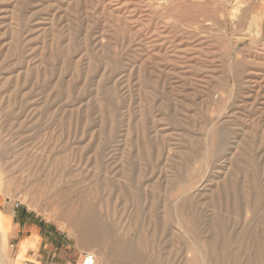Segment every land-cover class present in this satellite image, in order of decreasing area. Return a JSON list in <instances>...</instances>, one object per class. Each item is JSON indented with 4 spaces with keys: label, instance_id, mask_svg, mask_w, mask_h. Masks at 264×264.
I'll use <instances>...</instances> for the list:
<instances>
[{
    "label": "rangeland",
    "instance_id": "obj_1",
    "mask_svg": "<svg viewBox=\"0 0 264 264\" xmlns=\"http://www.w3.org/2000/svg\"><path fill=\"white\" fill-rule=\"evenodd\" d=\"M6 202L72 264H264V0H0Z\"/></svg>",
    "mask_w": 264,
    "mask_h": 264
},
{
    "label": "crops",
    "instance_id": "obj_2",
    "mask_svg": "<svg viewBox=\"0 0 264 264\" xmlns=\"http://www.w3.org/2000/svg\"><path fill=\"white\" fill-rule=\"evenodd\" d=\"M1 217L6 219L7 252L0 253V264H72L68 262V247L63 244L62 234L28 208L9 202L0 205ZM1 222V231L3 221ZM82 255L74 264H79ZM2 260V261H1Z\"/></svg>",
    "mask_w": 264,
    "mask_h": 264
},
{
    "label": "built area",
    "instance_id": "obj_3",
    "mask_svg": "<svg viewBox=\"0 0 264 264\" xmlns=\"http://www.w3.org/2000/svg\"><path fill=\"white\" fill-rule=\"evenodd\" d=\"M18 206V204H17ZM80 264H96V257L92 253H84Z\"/></svg>",
    "mask_w": 264,
    "mask_h": 264
},
{
    "label": "bare ground",
    "instance_id": "obj_4",
    "mask_svg": "<svg viewBox=\"0 0 264 264\" xmlns=\"http://www.w3.org/2000/svg\"><path fill=\"white\" fill-rule=\"evenodd\" d=\"M1 228H2V227H1V222H0V233H2ZM92 254L95 255V253H93V252H92ZM95 256H96V255H95ZM109 257H111V256L109 255Z\"/></svg>",
    "mask_w": 264,
    "mask_h": 264
}]
</instances>
